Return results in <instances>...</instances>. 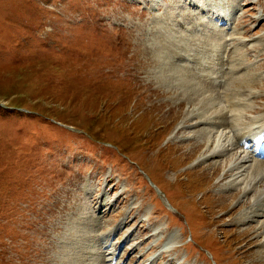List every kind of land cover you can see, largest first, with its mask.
<instances>
[{
  "label": "rangeland",
  "instance_id": "1",
  "mask_svg": "<svg viewBox=\"0 0 264 264\" xmlns=\"http://www.w3.org/2000/svg\"><path fill=\"white\" fill-rule=\"evenodd\" d=\"M211 29L233 58L213 96L246 108L228 128L180 56ZM255 118L264 0H0V264H82L102 238L95 264H264L234 140Z\"/></svg>",
  "mask_w": 264,
  "mask_h": 264
},
{
  "label": "bare ground",
  "instance_id": "2",
  "mask_svg": "<svg viewBox=\"0 0 264 264\" xmlns=\"http://www.w3.org/2000/svg\"><path fill=\"white\" fill-rule=\"evenodd\" d=\"M219 13H221V12H219ZM213 14H215V13H213ZM225 16H226V13L224 15L220 14V15H218V18L224 19ZM202 26H209V25L203 24ZM213 27H215V26H213ZM217 29L219 30V28H217ZM168 31H170L169 28H168ZM222 32H223V30H222ZM191 36H192V38H198V36H200V39L197 42V47L195 49H193V47L196 46V44L194 42V45L192 46L193 51H190L192 53L184 50L183 52H180V56L182 54H184L183 58L188 60V64H189L190 68H193L195 73L201 74V76L199 75L200 79H201V77L205 78V79H208V77H209V80H210V82L208 83L209 87L216 86V88H214L213 90L208 89V85L206 86V88H207L206 90L211 91L212 94H208L206 96L203 95V98L201 99V101L199 103V106L201 108L200 115L205 116L206 112H208V111H212L213 113L218 112L215 115L216 120H220L218 123V127L228 128L230 125H232V123L230 124V121H229V123L228 122L226 123L227 119L231 118L232 121H236L238 119V117L234 113L240 109H243V111L246 109L242 105L233 103V100H231V99H228L224 103V106H223L219 102L217 103V99L215 98V96H213V93H215V89L219 90V91L221 90L224 78H225L226 74L228 73V69H224L223 67L224 66L226 67L228 64L232 63V61H233V58L230 56L231 51H229V49L226 48L225 45H221L219 43V42H221V39H219L217 34L216 35L214 34V30H212V29L210 32L200 31L199 34H197V35L191 34ZM207 37H209L210 39L208 38L209 40H206ZM203 39H205V40H203ZM187 42H189V41L187 40ZM218 51L220 53H218ZM195 53H196V55H195ZM175 65L181 66L180 64L173 62L170 65V67L172 68ZM231 70H232V67H231ZM185 83L189 87H191V80H188ZM226 84L224 86H226ZM224 96H225V94H224ZM246 103H247V101H246ZM226 109H228V112L225 111L226 113H223V111ZM188 113L189 112H187L186 116L188 115ZM229 114H231V115L228 116ZM241 114H239V116ZM228 117H230V118H228ZM252 123L255 124V126L252 129H248V132H245V129H243L241 131L240 135L236 134L237 136L234 137L235 138L234 139L235 144L240 145V142L244 138H252L253 139V138H259L262 136V138L264 139V132H263L264 118H259V119L255 118V119H253ZM222 129H224V128H222ZM232 129H233V127H232ZM232 129H230V130H232ZM227 138L231 139V137H227ZM223 142H225V140L221 141V143H218L216 145L213 152L209 156L210 158L214 159L220 155H224V152H228V151L230 152L231 143L228 142V144L224 145V144H222ZM254 142H259V141H254ZM208 143H211V142L209 141ZM245 145L244 146L241 145V149L243 150V151H241L242 157L240 158L241 161L236 166V170L240 171L239 173L241 175H242V173H245V175H247V176L243 175V176H245V178H244L243 182H241V183L245 184L243 190H244L245 194L249 190L253 194V198L255 200H254V203L251 205V207H249L247 210H245L241 216H242L243 222L244 221H253L254 222L255 219L264 218V188L261 189L262 185L264 186V161H260L259 159L255 158L254 156H257L255 153H252L250 151H246ZM255 149H256L255 151L260 152L261 155L264 154V150L261 149L259 147V145L258 146L256 145ZM250 150H252V149L250 148ZM250 153L253 156H251ZM225 176H228V174H225ZM260 227H262L263 231H264V223L263 222L261 223ZM263 234H264V232H263ZM171 238H172V236L169 238V241L166 243V245L164 244L165 247L171 246V244H172ZM90 241H88V247L93 246V245H91V243H89ZM93 241L95 242L94 245H97L98 247H93L89 251H87L89 253H87V256L83 260L82 264L84 262L85 263L87 262V264H88V262H92V264H95L97 252L101 248L100 246L105 244L106 240H104V242H103V238H102V242H101L102 245H99L97 240H93ZM263 246H264V243H263ZM92 250H94V251H92ZM110 251H109L108 255H112V256L110 258L111 260H109V263L113 264V263H115V261L113 259V257H114L113 255L116 252V250L111 249ZM104 255H105V252H104ZM151 260L152 259H150V261ZM79 262L81 263V261H79L78 259L75 258L73 264H79Z\"/></svg>",
  "mask_w": 264,
  "mask_h": 264
},
{
  "label": "trees",
  "instance_id": "3",
  "mask_svg": "<svg viewBox=\"0 0 264 264\" xmlns=\"http://www.w3.org/2000/svg\"><path fill=\"white\" fill-rule=\"evenodd\" d=\"M16 110V112H22V110H20V109H15ZM53 119V118H52ZM55 120V119H54ZM74 129H78L77 127H74ZM83 133H85V132H83Z\"/></svg>",
  "mask_w": 264,
  "mask_h": 264
}]
</instances>
